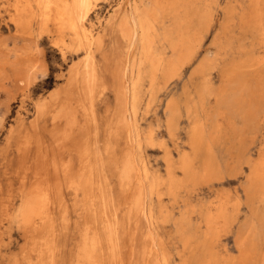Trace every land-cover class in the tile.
Masks as SVG:
<instances>
[{
	"label": "rangeland",
	"instance_id": "rangeland-1",
	"mask_svg": "<svg viewBox=\"0 0 264 264\" xmlns=\"http://www.w3.org/2000/svg\"><path fill=\"white\" fill-rule=\"evenodd\" d=\"M119 1H96L88 17V24H91L90 32L93 35L102 30L106 17ZM211 1L208 7L214 18L206 31L203 30L204 33H201L202 37L199 38L197 46L188 45L185 49L187 45H174L179 44V37L174 27L170 25V0H145L150 9H155L156 24L159 25L153 38L152 49L154 47L153 50L156 52L152 50L154 58H159L161 61L171 59L177 46L181 53L185 50L184 54L187 55L175 76L169 79L162 71L157 70L152 84H150V66L148 64L142 66L143 76L139 87L141 92L139 91L140 95L138 94V108L135 114V117L137 116L135 124L138 129L134 154L147 184L145 218L155 234L158 252L161 253L159 257L161 256L160 260L164 264H231V262L242 264L244 261L243 264H264V0ZM17 2L24 4V0H0V254L2 255L0 264H6L8 259L12 264L13 260L19 258L29 247L23 234L22 223L13 209L16 207L14 211L17 212L21 202L19 195L22 179L24 178L29 185L35 179L33 175L36 170L43 173L41 180L46 183L51 202L48 206L49 226L47 227L52 229L54 234L55 264L68 262L70 247L73 243L76 244L80 233L87 228L91 236L98 235L102 239L103 257L106 263L110 261L113 264H155L154 252H147L149 250L147 227L142 218H139L140 202L135 194L137 186L135 175L125 178L120 173L124 159L123 151L127 149V145L123 138L108 136V132H112L111 128L113 129L112 83L114 80L101 58L107 51L108 45L106 43L101 47L92 45V53L102 69V80L105 83V88L102 90L98 88L93 97L94 111L98 118L97 126L95 130L93 124L88 126L89 132L94 134L89 138L90 145L92 146L95 141L97 149L101 152V159L96 162V165L100 164V166L96 167L92 178L90 194L84 195L79 189L77 194L73 195L61 175L59 166L71 157L74 159V170H78L79 160L73 150L77 144L75 141L77 137L75 136L73 140L66 139L64 144H60L53 138L49 129L53 113L58 107L60 108L62 102L68 99L71 106L78 103L77 94H68L64 89L69 69L83 58L84 52L67 44L69 32L65 29L61 32L58 29L52 13L43 19L40 8L34 4V0L32 2L30 0V5L23 12L16 14L14 10ZM250 15H253L252 18ZM162 23L163 27L172 31L168 40L163 36L165 29L161 30ZM224 27L228 28L224 29ZM201 65H204L202 68L204 70L200 71ZM227 74L231 75V83L237 91L238 106L232 112L227 107H221L222 104L217 101L219 100L217 92L221 88L224 75ZM205 94H207L206 98H202ZM186 95L190 96L188 100L185 98ZM172 98H175L174 101ZM173 110L177 112L174 113ZM75 111L76 119L81 120L80 111L78 109ZM169 115L173 116L171 125L166 124ZM188 115L195 118H190L191 116ZM199 116L202 120L197 119ZM193 119L198 120L197 123L193 122L195 121ZM205 119L208 121L205 122ZM189 122L195 123L198 132L196 133L200 138L196 151H193L189 145L188 134L192 125ZM63 124V118H58L57 127L62 128ZM209 131L212 135L215 134L212 139L211 136H207ZM238 134L243 135L240 137ZM207 147L209 153L205 151ZM167 153L170 155H166ZM182 153L189 157V167L186 171L181 169L179 157ZM206 153L209 158L206 157ZM54 165H58L57 171ZM254 166L260 169L256 171ZM254 172L256 174H252ZM56 179H59L60 187H57ZM151 181L153 185L150 187ZM16 185L19 188L16 189ZM9 210L15 214L11 215ZM230 210L234 212L231 213ZM103 212L108 214L106 227H103L104 222H101ZM172 218H177L176 223ZM208 226L213 230L209 231ZM188 229L190 231H187ZM45 231L46 229L41 235H44ZM156 234H160L159 238ZM204 237L208 238V241ZM192 247L197 253L200 251L201 255ZM131 248L135 250L131 251ZM180 249L184 252L181 253ZM240 252L243 253L242 257L244 255L243 259L240 257ZM12 256L13 258H10ZM195 260L197 262L200 260V263Z\"/></svg>",
	"mask_w": 264,
	"mask_h": 264
},
{
	"label": "bare ground",
	"instance_id": "bare-ground-1",
	"mask_svg": "<svg viewBox=\"0 0 264 264\" xmlns=\"http://www.w3.org/2000/svg\"><path fill=\"white\" fill-rule=\"evenodd\" d=\"M96 1L97 0H34V4L37 7H39L41 10L40 15L42 17H44L43 19H45L49 14L52 13V15L54 16V19H55V23L58 26V29L61 30V32L63 31V29H65L69 32V36H68L69 38H68L67 44L75 46V47H77V50L81 49L84 52L83 56H82L83 58L78 63H76L75 65H73L69 69L68 79L66 82V87L64 89V91L67 92L68 94H72V95L74 93L77 94V96L79 98L77 99L78 103H76L75 106H78V107L71 106V104L68 102V99L66 101L62 102L60 105V108L58 107L57 110H55L53 113V116L51 119V128L49 129V131H51V135H53V138H55V140L57 139V141L60 144H64L66 139L67 140H73V138L75 136L77 137L75 140L77 142V144L73 148V150L75 151L76 156L79 160V168H78V170H74V165H73L74 159H71V157H69L66 161L63 162V164L61 166H59L60 169L59 168H57V169L62 171L61 175L63 176V179L67 183V186L70 188L73 195H76L77 191H79V189H81V191L84 195L90 194V191L92 190V178L94 177V173L96 172V167L100 166V164L96 165L97 164L96 162H98L101 159V152L97 149L98 147H96L95 141L93 142L92 146L90 145L89 138L91 135H94V134L89 132L90 130H89L88 126L93 124V130H95L94 128L97 126L96 124H97L98 118H97V115L95 114V111H94L95 107L93 106V97H94L95 92L98 88H100L101 90L103 88H105V83L102 80V69L100 68V66H98L97 58L92 53V45H96V47H101L106 43V45H108V48H107V51L102 54L101 58H102L103 65H105L106 69L108 71H110V74L114 80L112 83V86H113L112 88H113V92H114V107H113V112H112L113 129L111 128L112 132H108V136L112 137V138H114V137L115 138H123L125 144L127 145V149H125L123 151L124 159L122 161L120 173L122 174V176L124 175L125 178L126 177L128 178V176L133 175V174L135 175V180H136V185H137L135 194L137 195L136 198L139 200L138 202H140L139 218H142L143 222L145 223V225L147 227L148 238H149V250H147V252H149V253L154 252V255L156 256L155 257L156 258L155 264H164V262L163 261L161 262V260H160L161 256L159 257V254L161 255V253L158 252L159 250L157 248V243L155 241V234L151 230V227L149 226V221L145 218V216H146L145 206H147L146 205L147 188L145 186H147V184L145 183L143 170L141 169L140 166H138L140 164H137L135 161L134 143H136L135 142L136 141L135 136L137 134V129H138L136 124H135L136 123L135 118L137 117V116L135 117V114H136V109L138 108L137 107V99L139 98L138 94L141 92L139 90V87H140V82H141V79L143 76L142 66L144 64H146V65L148 64L150 66V69H149L150 70V77H151L150 78L151 79L150 84H152V80L154 79V76L156 73L155 71H157V70L162 71V73H164V75H166L167 78H169V79L171 77L175 76L177 74V71H179V68H180V65L182 64V62L186 60L185 57L187 55L184 54V53H186L185 50L183 51L184 53H181L180 49H178L177 48L178 46H177L176 49H174L173 57L171 59L161 61L159 58H157V59L154 58L155 57L154 53H156V52L153 50L154 47L152 49L153 38H154V33L157 31V27H159V25L157 26V24H156L157 23L156 19H155L156 12L154 11L155 9H153V8L150 9L149 8L150 6H147V4L145 3V0H120L118 2L117 6L115 8L113 7L114 8L113 11L110 14H108V17H106L107 19L105 20V23H104L102 30L101 31L98 30L99 32L96 35H93L90 32L91 24H88V22H89L88 17H89L91 10H92V7H94ZM210 1L211 0H170V25H172L174 27V29H175L174 31L177 34V36L179 37V40H178L179 44L175 43L174 45H183V46L187 45V47H185V49H187L188 45L198 44V42L200 41L199 38L202 37L201 33L203 32V30L206 31V29L209 27L208 25H209L210 21H212V18H214L213 14H211V11L209 10V7H208V4L210 5V3H209ZM31 2H32V0H31ZM23 3L24 4H21V2L20 3L17 2V4H15L14 13H15V11H16V14L23 12L30 5V0H24ZM213 3L216 4L215 2H213ZM225 12H226V10H225ZM229 12H231L230 9H229ZM214 14H215V12H214ZM223 15H224V11H223ZM252 16H251V18H252ZM38 17H40V16H38ZM228 18H230V16ZM13 20H15V18ZM48 21H49V19H48ZM101 24H103V23H101ZM40 25L44 26V24H42V23ZM162 25H163V23L160 26L163 27ZM223 26H224V24H223ZM229 26L232 27V25H229ZM225 28L226 27H224V29ZM161 30H164L163 36L165 37L166 40H168L170 37V34L172 35L171 29L169 30V29H167V27H163ZM59 33L60 32H58V34ZM161 35H160V37H161ZM59 38H61V37H59ZM66 38H67V36H66ZM62 40L65 41L64 39H62ZM67 48H69V47H67ZM152 50L154 51V53ZM190 58L192 59V57H190ZM188 59H189V57H188ZM230 65H232V64H230ZM203 66L204 65H201L200 71L204 70V69H202ZM204 68H206V67H204ZM228 68H229V64H228ZM206 69H208V68H206ZM145 72H146V70H145ZM201 73L203 74V72H201ZM204 75H206V74H204ZM230 76L231 75H228V74L224 75V78L222 79L223 83L220 85L221 88H219V91L217 92V96L219 97L218 98L219 100H217V101H219L220 104H222L221 107H227L232 112L233 109L238 106V101L236 99L237 98V91L235 90V88L233 87V85L231 83ZM222 77L223 76H221V78ZM144 79H145V77H144ZM200 80H202V79H200ZM207 82H205V84ZM200 84H202V83H200ZM141 85H142V83H141ZM199 86H201V85H199ZM199 86H198V88H199ZM149 87H150V85H149ZM210 88H211V86H210ZM141 89H143V88H141ZM208 89H209V86H208ZM214 91L216 92V90H214ZM101 92L102 91H100V94H101ZM203 92H204V90H203ZM209 92H210V90H209ZM142 95L144 96V94H142ZM187 95L185 97V98H187L186 100H188V97H190V96L187 97ZM206 95L207 94H205V97H202V98H206ZM197 96L200 97L199 95H197ZM217 96H215V97H217ZM200 98H199V100H200ZM174 99H173V101H174ZM96 100L97 99H95V101ZM203 100H205V99H203ZM184 101L185 100H183V102ZM200 102H201V100H200ZM207 102H208V100H207ZM146 103H147V101H146ZM175 104H176V102H175ZM202 104H203V102H202ZM197 105H200V104H197ZM203 106H205V105H203ZM170 107L172 108V106H170ZM196 107H198V106H196ZM77 109H78V111H80L82 122H81V120H77L76 116L74 114L76 112L75 110H77ZM174 109H176V107ZM191 109L193 110L194 108L192 107ZM191 109L189 111H191ZM212 111H213V109H212ZM173 112L175 113L177 111L173 110ZM186 112H188V110ZM189 113H191V112H189ZM193 113L194 112H192V114ZM199 114H200V111H199ZM208 115H211V114H208ZM216 116H218V115L216 114ZM60 117L63 118V122H64L62 128L57 127L58 126V118H60ZM104 117L106 118V115ZM172 117L170 115L167 117V119H166L167 123L166 124L171 125L170 123L173 120ZM192 117L193 116H191L190 118H192ZM200 117L201 116H199V118H197V119L199 120ZM193 118H195V117H193ZM206 119H205V122L208 121V120L206 121ZM209 119H210V117H209ZM174 120H175V118H174ZM193 120H195V119H193ZM198 120H195L193 122L197 123ZM200 120H202V119H200ZM227 121L229 122L230 120L228 119ZM189 123H192V122H189ZM231 123L232 122H230V125H231ZM209 125H210V123H209ZM209 125L207 128H209ZM212 125L214 126V124H212ZM227 129H229V128H227ZM189 130H190L189 134H188L189 135L188 137L190 140L189 145H191L193 151H196L198 148V142H200V138H199V134H197L198 132L196 131L197 128H196L195 123L194 124L192 123ZM58 131H59V133H58ZM218 133H220V132H218ZM200 134H202V133H200ZM206 134H207V132H206ZM209 134H211L210 131L208 132L207 136H211V139L215 135V134L214 135H212V134L209 135ZM233 135H234V133H233ZM242 135L241 136L239 135V136L242 137ZM137 136H139V134ZM239 136H238V138H240ZM245 137L242 139L243 140L242 143H244ZM198 139H199V141H198ZM97 141H98V139H97ZM150 141H149V144H150ZM204 141L206 142V139H204ZM138 143H140V142H138ZM210 143H209V145H210ZM207 150H208V147L205 148V151L209 153V150L208 151ZM210 151H212V149ZM208 153H206L207 154L206 157L209 158ZM107 154H108V152H107ZM196 154L199 155V153H197V152H196ZM166 155H168V153ZM168 156H166V159ZM210 156H211V154H210ZM177 157H178V155H177ZM199 157H200V155H199ZM203 158H205L204 153H203ZM208 158H207V160H208ZM179 159H180V163H181V169L186 171L189 167V157L186 154L182 153L181 156L179 157ZM212 159L214 160V158H212ZM165 161H167V160H165ZM169 162H168V165L171 163V162L170 163ZM207 162H209V160ZM53 167L57 171L56 167H58V165H54ZM175 169H176V167H175ZM257 169H260V168H257ZM257 169L254 166V170L258 171ZM168 170H170V169L168 168ZM251 171H250V173H251ZM183 174H185V172H183ZM252 174H256V173L254 172ZM42 175H43L42 171L36 170L34 172V175H33V177L35 179H33V181L29 185H27V182L24 180V178L22 179L23 181H21V188H20V195H19L21 198V202L19 201L20 205H19V207L17 206L18 207L17 212L14 211V209L16 208L15 206H14L15 208L13 209V212L16 213L17 218L22 223L23 234H25V236H26V240L29 244L28 245L29 247L26 248L21 253V256L19 258H15L13 260L12 264H55V261H56V259H55V245L56 244L54 243V237H53L54 234L52 233V229L50 230L47 227V226H49L48 206L51 204V202H50L49 195H48L49 194L48 188H46V183H43V179L41 180ZM185 175H187V174H185ZM257 175H258V173H257ZM249 177H250V175H249ZM112 178H114V177H112ZM250 178L252 179V177H250ZM259 178H260V176H259ZM205 180H207V178ZM261 180H263L262 177H261ZM56 182H57V187H60L58 185L59 179H56ZM19 185H20V183H19ZM152 185H153V183L151 181L150 187ZM17 188H19V187L17 186L16 189ZM253 195H252V197H253ZM175 196H177V195H175ZM222 199H223V197H222ZM249 199H250V197H249ZM251 199H253V198H251ZM260 199H262V198H260ZM77 200H78V198H77ZM214 200H215V198H214ZM224 200H225V198H224ZM263 200H264V196H263ZM80 202H82V200ZM136 202H137V200H136ZM225 203H226V200H225ZM225 203L223 201V204H225ZM237 203H238V201H237ZM237 203H236V206H237ZM218 204H220V203H218ZM217 206H215V207H217ZM155 207H156V205H155ZM228 207H230V206H228ZM232 207H233V205H232ZM232 207H230V208H232ZM184 209H185V207H184ZM257 209H259V207ZM235 210L236 209H234V211ZM182 211H184V210H182ZM182 211L180 213H182ZM218 211H219V209H218ZM232 211L233 210H230L231 213H232ZM9 212H10V210H9ZM13 212L12 213L10 212L11 215L15 214ZM187 212H188V210H187ZM223 212H224V209H223ZM8 213H6L7 216H8ZM155 213H156V211H155ZM216 214H218V213H215V215ZM224 214H225V212H224ZM190 215H189V217H190ZM220 215H222V214H220ZM7 216H6V218H7ZM107 216H108V214L106 212L105 213L103 212L102 217H101V222H104V224L102 225L103 227H106L108 225V217ZM211 216H213V215H211ZM164 217H166V216H164ZM189 217H188V219H189ZM213 217H215V216H213ZM225 217H226V215H225ZM13 219H14V216H13ZM176 219L174 218L173 220L175 221ZM205 219H207L206 214H205ZM225 220H226V218H225ZM139 221H140V219H139ZM151 223H153V222H151ZM174 223H176V221ZM179 223H180V221H179ZM4 224H5V222H4ZM135 224H137V223L135 222ZM152 225H154V224H152ZM6 226H7V224L5 225V227ZM69 226H71V225H69ZM2 227H3V225H2ZM13 227H14V225H13ZM134 227L136 228V226H134ZM137 227H138V225H137ZM208 227H210V226H208ZM212 227H214V226L212 225ZM15 228H17V227H15ZM166 228H167V226H166ZM45 229H46V231L44 232L45 234L41 235V232L44 231ZM180 229L182 231V228H180ZM200 229H201V227H200ZM210 229H212V228L210 227L209 231H210ZM217 229L219 230V228H217ZM168 230H171V229H168ZM218 230H217V232H218ZM15 231H16V229H15ZM187 231H190V230L188 229ZM206 232L208 234V231H206ZM214 232H212V233H214ZM1 234H3V233H1ZM108 234L110 235V233H108ZM177 234H180V233L177 232ZM204 234H206V233H204ZM158 235H160V234H158ZM166 236H167V234H166ZM4 237H5V235H4ZM175 237H173V238H175ZM158 238H159V236H158ZM238 238L236 240H238ZM244 238L245 237H243V239ZM210 240L212 241V238ZM210 240H209V242H210ZM240 241H241V239H240ZM166 242H168V241H166ZM135 245H137V244H135ZM102 246H103L102 245V239L98 235L91 236L89 234V230L87 228L86 230H83L80 233L79 239L77 240L76 244L73 243V245L70 247V249H69V260H68V262H66V264H113L110 261H108L109 263L105 262L104 257H103L104 249L102 248ZM206 246H207V244H206ZM165 248H167V247H165ZM174 248H175V246H174ZM174 248H172V249H174ZM180 248H182L181 245H180ZM192 248L195 250L194 247H192ZM211 248H213V247H211ZM11 249H13V248H11ZM133 249L135 250V248H133ZM133 249L131 248V251ZM176 249H175V252H176ZM193 249H191V251ZM207 250H208V248H207ZM242 250H244V249H242ZM15 251H17V250H15ZM15 251H11V252H15ZM161 251H162V249H161ZM181 251L184 252V250L180 249V252ZM195 252H196V250H195ZM199 252L198 253L196 252V253L200 254ZM169 253H170V251H169ZM239 254H241V256L240 255L239 256L242 257L243 253L240 252ZM213 255H211V256H213ZM0 256H2V255L0 254ZM13 256L10 258H13ZM162 256H163V254H162ZM185 256H186V254H185ZM209 256H210V254H209ZM243 257H244V255H243ZM243 257H242V259H243ZM1 258L2 257H0V259ZM5 259H6V257H5ZM194 259H195V257H194ZM227 259L229 260V258H227ZM130 261H129V263H130ZM165 261H167V260H165ZM6 262H7L6 264H11L9 259ZM167 262H169V261H167ZM244 262H242V264ZM193 263H194V261H193ZM201 263H202V261H201ZM232 263L233 262H231V264Z\"/></svg>",
	"mask_w": 264,
	"mask_h": 264
}]
</instances>
